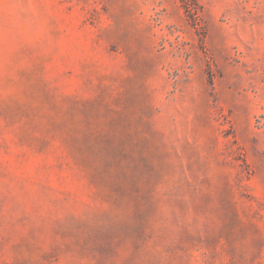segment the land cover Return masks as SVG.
I'll return each mask as SVG.
<instances>
[{"label": "rangeland", "instance_id": "1", "mask_svg": "<svg viewBox=\"0 0 264 264\" xmlns=\"http://www.w3.org/2000/svg\"><path fill=\"white\" fill-rule=\"evenodd\" d=\"M0 264H264V0H0Z\"/></svg>", "mask_w": 264, "mask_h": 264}]
</instances>
